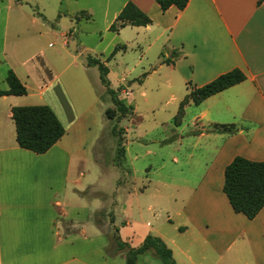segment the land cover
I'll return each mask as SVG.
<instances>
[{
	"label": "crops",
	"instance_id": "1",
	"mask_svg": "<svg viewBox=\"0 0 264 264\" xmlns=\"http://www.w3.org/2000/svg\"><path fill=\"white\" fill-rule=\"evenodd\" d=\"M68 1L58 0V4L63 7L65 2L68 9ZM129 2L148 14L153 23L147 27L127 26L124 30L132 28L136 45L141 37L152 35L153 44L163 45V63L173 69L179 89L184 91L181 102L191 88L203 87L235 69L244 73L246 80L200 105L191 103L185 107L181 122L175 123L176 153L169 157L181 170H174V178H160L168 159L161 157L164 164L153 172L155 178L148 180V189L130 188L123 205L116 201L115 208L125 207L121 218L94 216L103 208H94L85 215L88 209L84 198L86 184L82 183L85 175L69 149V130L77 127L81 116L75 110L65 112L62 107L49 104L66 134L46 154H36L21 149L17 143L12 108L20 105L15 103L20 99L2 96L12 102L9 117L15 127L11 125L8 132L0 134V180L6 183L28 161H49L54 164L49 169L51 174H57L62 164L65 187L64 193L52 189L48 204L36 197L28 205L24 197H17L16 202L8 198L5 186L2 187L0 264H126L128 249L116 251V238L138 248L150 235L161 238L172 249L178 264H264V208L250 220L233 210L223 190L226 167L236 157L264 162V0H190L183 11L171 7L166 13L156 0H89L88 5L103 6L110 30ZM77 9L76 14L74 11L66 14L65 10L59 15L75 18L81 14L89 19L94 7L78 5ZM166 85L172 86L171 79ZM130 93L127 91V95ZM190 108H194L192 116L185 124ZM218 125H234L236 132H215L213 127ZM125 130L128 134L129 129ZM186 140H190L191 152L184 149ZM189 163L191 170H185ZM121 185L117 186L118 193ZM92 186L96 183L88 187ZM165 187L175 188V194L165 195ZM139 194H151L143 208L148 212L156 210L159 214L155 216L166 213L168 205L174 208L168 220L172 217L179 221L175 227L179 240L155 232L151 222L135 220L133 213L141 216L142 210ZM28 211L31 213L27 214ZM119 221L123 223L120 228ZM138 264L164 263L149 252L139 257Z\"/></svg>",
	"mask_w": 264,
	"mask_h": 264
},
{
	"label": "rangeland",
	"instance_id": "2",
	"mask_svg": "<svg viewBox=\"0 0 264 264\" xmlns=\"http://www.w3.org/2000/svg\"><path fill=\"white\" fill-rule=\"evenodd\" d=\"M88 1L69 0L67 9L65 2L63 8L58 0H0V90L9 89L7 75L13 70L28 89L27 95L16 97L20 99L15 102L19 106L58 105L65 112L75 110L81 116L77 127L69 130V149L85 175L82 178L88 205L85 215L94 208H103L94 216L121 218L127 190L146 186L148 189V180L155 178L153 172L164 164L161 157L168 159L160 178H174V170H181L169 157L176 153L175 116L185 95L179 89L173 69L163 63V45L152 43L153 35L141 37L136 45L132 28L119 33L110 31L103 6L88 5ZM78 5L94 7L89 19L82 18L81 14L75 18L59 15L65 10L66 14L70 11L76 14ZM116 48V54L111 57ZM91 59H98L108 67L110 88L118 92L128 106L133 105L132 114L120 118L112 94L101 81L98 66L89 64ZM168 79L172 81L170 88L166 85ZM127 91L131 93L127 95ZM10 104V100L0 97V134L8 132L11 125L15 127L9 117ZM109 109L114 110L113 119L107 116ZM193 109L187 110L185 124ZM114 128L117 134L113 133ZM120 138L127 151L123 159L118 152ZM184 149L192 151L190 140L185 141ZM25 165L16 169L6 183L0 180V190L5 186L8 198L16 202L17 197H24L28 205L38 197L48 204L52 189L64 193L62 164L57 174L49 172L54 165L49 161L31 160ZM191 168L190 163L184 166L185 170ZM94 183L96 186L88 187ZM119 183L123 186L120 193L116 191ZM163 190L167 196L175 194V188ZM150 195L139 194L142 210L140 208L141 216L133 213L135 220L151 222L155 232L158 230L170 240H179L175 228L179 221L172 217L168 220L174 208L168 205L171 213L167 214L164 209L166 213L155 216L159 214L156 210L148 212L143 208ZM117 200L123 202L119 208H115ZM0 213L4 215L3 207ZM59 214L56 212L57 217ZM118 226L122 227L123 223L119 221Z\"/></svg>",
	"mask_w": 264,
	"mask_h": 264
},
{
	"label": "trees",
	"instance_id": "3",
	"mask_svg": "<svg viewBox=\"0 0 264 264\" xmlns=\"http://www.w3.org/2000/svg\"><path fill=\"white\" fill-rule=\"evenodd\" d=\"M20 1V0H18ZM190 0H156L163 13L171 7H176L183 11L188 6ZM153 23L148 14L142 11L136 4L129 2L120 12L115 22L111 25L110 31L119 32L127 26L147 27ZM125 49V47H123ZM117 48L111 55L113 57ZM174 57L178 54L174 52ZM90 65L98 66L101 72L102 83L112 94L117 112L120 118L132 114L133 107L128 106L125 100H121L118 92L110 88L108 79L109 69L98 59L89 60ZM246 80V76L240 70L235 69L221 75L211 83L200 87L191 88L190 93L180 104V109L175 117V123L179 124L184 115L187 105L193 103L200 105L207 98L227 90ZM8 90H0L2 96H25L28 94L27 87L22 83L13 70L8 71ZM114 111V110H113ZM107 110V116L113 119L114 113ZM12 119L16 126L17 143L21 149L34 152L36 154H46L54 147L66 134V129L59 120L56 113L48 105L39 106H16L12 108ZM213 130L218 133L234 134V125H218ZM117 134V128L113 130ZM119 157L125 156V148L122 139H119ZM224 193L236 213L245 215L253 220L264 208V162L251 161L244 157H236L225 170ZM116 251L128 249L126 264H138L139 257L145 253L153 252L164 264H178L173 256V251L159 237L148 236L144 243L138 248H132L128 243L116 238Z\"/></svg>",
	"mask_w": 264,
	"mask_h": 264
}]
</instances>
